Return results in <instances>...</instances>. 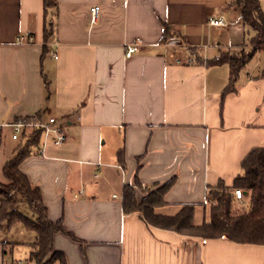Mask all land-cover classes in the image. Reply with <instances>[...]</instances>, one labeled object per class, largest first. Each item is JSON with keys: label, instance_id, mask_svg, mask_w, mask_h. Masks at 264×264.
<instances>
[{"label": "crops", "instance_id": "1", "mask_svg": "<svg viewBox=\"0 0 264 264\" xmlns=\"http://www.w3.org/2000/svg\"><path fill=\"white\" fill-rule=\"evenodd\" d=\"M231 2L57 0L44 42L42 0H0V182L30 131L14 139L12 123L41 112L40 121L63 124L62 144L36 148L19 167L40 189L49 219L70 233L53 237L66 264H264L263 244L182 234L122 208L125 185L140 201L173 179L154 212L174 216L193 204V223L201 225L209 189L221 179L232 191L242 159L264 147V64L248 61L235 90L222 96L229 66L206 63L244 46ZM219 14L234 24L210 25ZM163 23L174 33L165 42ZM18 35L31 39L18 43ZM135 41L138 50L126 57L124 44ZM4 230L0 264L19 260L20 248L28 262L35 233L15 240Z\"/></svg>", "mask_w": 264, "mask_h": 264}, {"label": "trees", "instance_id": "2", "mask_svg": "<svg viewBox=\"0 0 264 264\" xmlns=\"http://www.w3.org/2000/svg\"><path fill=\"white\" fill-rule=\"evenodd\" d=\"M240 9L241 24L244 29V45L247 50L239 52L221 50L218 58L207 61V64L226 63L229 66V81L223 89L222 96L235 90L234 83L245 64L258 50L264 51V11L260 0H232ZM44 12V42L52 34L54 20L57 16V0H42ZM161 42H165L174 33L166 24H162ZM45 45L43 51L45 52ZM195 54V60L202 62L199 49L190 48ZM264 76V69L262 71ZM41 112L34 117H25L26 123L38 122ZM42 129L32 128L28 134L23 133V139L16 146L14 154L8 158L2 168L6 183L0 182V230L19 223L26 230L33 231L35 241L31 243L28 264H66L62 252L53 247V237L56 233L70 234L62 224V220L52 221L47 214L40 189L32 185L28 177L20 170L21 162L36 151L41 141ZM123 148L117 150V161L123 163ZM173 179L164 184L145 191L138 201L134 187L125 185L122 193V208L124 212H138L149 224L167 228L182 234L195 235L202 238H217L225 235L238 243L264 245V147H253L241 161V172L231 184L248 192V206L241 211H234V194L223 180L208 191V218L201 225H194V205L185 204L174 216L159 215L154 209L164 203L163 196L171 186ZM136 185L138 183L136 182ZM24 202L28 205L31 215L19 210L16 205ZM10 264H14L13 262Z\"/></svg>", "mask_w": 264, "mask_h": 264}, {"label": "built area", "instance_id": "3", "mask_svg": "<svg viewBox=\"0 0 264 264\" xmlns=\"http://www.w3.org/2000/svg\"><path fill=\"white\" fill-rule=\"evenodd\" d=\"M97 7L91 8V19H95ZM208 23L213 26L218 27H229L234 24L233 21L227 20L222 14L217 15L216 17H211L208 20ZM27 39H31L25 35H18L16 37V41L18 43L25 42ZM138 41L132 43H125V56L129 57L138 50ZM56 57V55H54ZM215 58H218L216 56ZM13 128L12 138L16 139L20 135V133L25 129H32L34 127H39L42 129L41 141L37 146L38 152L43 153L44 146L46 143H52L53 145H60L66 140V133L63 127V124L58 123L53 117H49L46 121H38V122H30L26 123L23 119H19L11 124ZM28 134V133H27ZM236 199H240L243 197V191L239 188H233L231 191ZM14 264H22L21 260H17L13 262Z\"/></svg>", "mask_w": 264, "mask_h": 264}, {"label": "rangeland", "instance_id": "4", "mask_svg": "<svg viewBox=\"0 0 264 264\" xmlns=\"http://www.w3.org/2000/svg\"><path fill=\"white\" fill-rule=\"evenodd\" d=\"M260 1H261L262 8L264 10V0H260ZM236 23H237V21H236ZM244 38H246L245 35H244ZM248 48H249V46L244 45V46H242L240 48H237L235 50L230 49V51L239 52L241 50H247ZM250 60L253 61V62L259 61V62H261V64H264V51L262 50L261 52H256ZM247 206H248V198L246 196H244L243 198H240V199H237V200L234 201L233 210L234 211H241V209H246ZM16 208H17V210H19L20 212H22V213H24V214H26L28 216L31 215V212H30V209H29L28 205L26 203H24V202H19L16 205ZM207 210H208V208H207ZM21 229L23 230L24 235H20L19 232H20ZM4 231L9 236H11L13 239H15V240H21V238L27 239V237L30 234L34 235L33 231L26 230L19 223L13 224L9 228H5ZM22 251H23L22 248H20L19 251L15 250V252H13L14 257H16L17 259L21 260L22 264H28V262L25 261L24 253H22ZM18 257H20V258H18ZM31 264H33V263H31Z\"/></svg>", "mask_w": 264, "mask_h": 264}]
</instances>
